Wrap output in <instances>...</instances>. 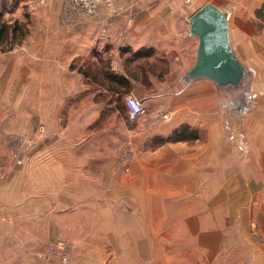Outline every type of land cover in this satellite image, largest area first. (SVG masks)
Here are the masks:
<instances>
[{
    "label": "rangeland",
    "instance_id": "rangeland-1",
    "mask_svg": "<svg viewBox=\"0 0 264 264\" xmlns=\"http://www.w3.org/2000/svg\"><path fill=\"white\" fill-rule=\"evenodd\" d=\"M182 1L225 14L246 77L186 123L178 109L194 80L186 69L164 97L161 52L154 94L170 112L150 131L179 124L167 137L139 135L145 117L124 133L117 112L88 124L82 97L33 98L23 42L0 46V264H264V0ZM48 2L0 0V14L34 33Z\"/></svg>",
    "mask_w": 264,
    "mask_h": 264
},
{
    "label": "crops",
    "instance_id": "crops-1",
    "mask_svg": "<svg viewBox=\"0 0 264 264\" xmlns=\"http://www.w3.org/2000/svg\"><path fill=\"white\" fill-rule=\"evenodd\" d=\"M183 3L182 0H112L93 12L85 11L77 1L45 3L42 6L45 9L36 13L42 22L35 26L40 28L34 33L31 31L23 41L24 62L30 88L34 89L33 98H37L38 93L43 99L45 88L51 93L48 99L68 101L82 97L89 105L88 124L106 122L102 117L117 112L120 123L124 124V133H127L126 124L131 121L125 107L109 111L103 109L99 101L122 99L124 106V99L133 96L142 101L146 111L143 116L146 119L139 118L142 120L139 135L167 137L179 124L166 126L163 131L160 128L150 131L160 113L170 112L168 102H158L159 93L154 94L160 91L157 80L160 75L154 73L152 63L163 52L167 67L171 68L169 74L165 72L161 76L164 97L168 94L167 84L171 80H183L186 69L195 64L199 41L191 36L189 19L193 13L190 7L186 12L185 7L179 6ZM181 34L183 40L179 41ZM143 50L152 53L144 57ZM159 67L158 64L156 69ZM118 81L122 84H117ZM154 82L157 91L146 84L153 85ZM186 90L182 94L183 103L179 105L182 109H178L186 123L205 117L213 106L216 112L218 90L220 95L227 91L207 79L190 82ZM187 99L193 103H188ZM43 107L40 102V108ZM146 124H151L148 130Z\"/></svg>",
    "mask_w": 264,
    "mask_h": 264
},
{
    "label": "water",
    "instance_id": "water-1",
    "mask_svg": "<svg viewBox=\"0 0 264 264\" xmlns=\"http://www.w3.org/2000/svg\"><path fill=\"white\" fill-rule=\"evenodd\" d=\"M189 25L199 49L187 77L207 79L219 89L237 91L245 81L246 70L233 54L225 14L212 5H204L190 17Z\"/></svg>",
    "mask_w": 264,
    "mask_h": 264
},
{
    "label": "trees",
    "instance_id": "trees-1",
    "mask_svg": "<svg viewBox=\"0 0 264 264\" xmlns=\"http://www.w3.org/2000/svg\"><path fill=\"white\" fill-rule=\"evenodd\" d=\"M28 33L29 29L25 23H19L18 21L7 23V21L3 20L2 15L0 14V46H3L5 43H9L10 45H20ZM143 51L144 52H141V54H143L144 57H148L152 53L150 50ZM83 73H86V71L84 70ZM117 84H122V82L118 81ZM181 140H185V138H178L177 141Z\"/></svg>",
    "mask_w": 264,
    "mask_h": 264
},
{
    "label": "built area",
    "instance_id": "built-area-1",
    "mask_svg": "<svg viewBox=\"0 0 264 264\" xmlns=\"http://www.w3.org/2000/svg\"><path fill=\"white\" fill-rule=\"evenodd\" d=\"M46 2L51 0H45ZM71 1H77L79 4L84 6V10L88 12H93V8H97L99 4L107 5L112 0H71ZM43 3V1H42ZM124 107L127 111V117L131 122H134L138 120L139 118H142L146 111L144 104L139 99L133 97V96H127L124 99Z\"/></svg>",
    "mask_w": 264,
    "mask_h": 264
}]
</instances>
